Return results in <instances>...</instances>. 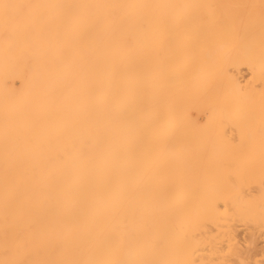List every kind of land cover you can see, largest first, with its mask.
<instances>
[{
    "label": "bare ground",
    "instance_id": "6f19581e",
    "mask_svg": "<svg viewBox=\"0 0 264 264\" xmlns=\"http://www.w3.org/2000/svg\"><path fill=\"white\" fill-rule=\"evenodd\" d=\"M259 256L264 0H0V264Z\"/></svg>",
    "mask_w": 264,
    "mask_h": 264
},
{
    "label": "rangeland",
    "instance_id": "374dc122",
    "mask_svg": "<svg viewBox=\"0 0 264 264\" xmlns=\"http://www.w3.org/2000/svg\"><path fill=\"white\" fill-rule=\"evenodd\" d=\"M248 216H249V218H248ZM248 216H247L246 219L244 218V217H246V216H243V218H241L242 221L240 220V222H239V224H240V226H241V229H242V228H244V229L246 228V230H243V229H242V232H243V231H244V232L247 231L249 227H251L250 229H252L253 227H255L256 224H258V223H255V221H256L255 218L250 217L251 215H248ZM243 219H245V220H243ZM251 219H252V220H251ZM253 219H255V220L253 221ZM256 222H257V221H256ZM242 226H243V227H242ZM241 229H240V230H241ZM244 232H243V234H244ZM241 234H242V233H241V231H240V236H243V235H241ZM256 260H257V263L260 262L259 264H262L261 261H263L264 259H262L261 256H259V257H257ZM259 260H260V261H259ZM252 264H253V263H252Z\"/></svg>",
    "mask_w": 264,
    "mask_h": 264
}]
</instances>
